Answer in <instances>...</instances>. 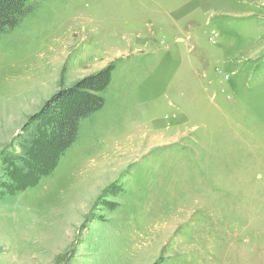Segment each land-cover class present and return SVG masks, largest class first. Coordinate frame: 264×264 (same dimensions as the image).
<instances>
[{
  "label": "rangeland",
  "instance_id": "rangeland-1",
  "mask_svg": "<svg viewBox=\"0 0 264 264\" xmlns=\"http://www.w3.org/2000/svg\"><path fill=\"white\" fill-rule=\"evenodd\" d=\"M0 36V264H264V0H30ZM112 68L104 108L17 190L30 117Z\"/></svg>",
  "mask_w": 264,
  "mask_h": 264
},
{
  "label": "trees",
  "instance_id": "trees-1",
  "mask_svg": "<svg viewBox=\"0 0 264 264\" xmlns=\"http://www.w3.org/2000/svg\"><path fill=\"white\" fill-rule=\"evenodd\" d=\"M30 0H0V36L17 28L30 11ZM112 68L87 76L70 88L54 94L30 117L35 124L33 141L24 150L25 167L15 169L17 190L31 188L56 169L62 153L77 141L80 123L101 111V96L111 85Z\"/></svg>",
  "mask_w": 264,
  "mask_h": 264
}]
</instances>
